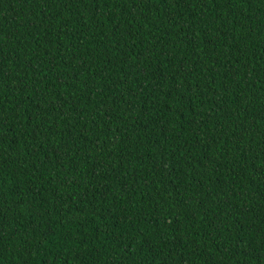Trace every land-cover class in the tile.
Wrapping results in <instances>:
<instances>
[{
	"label": "trees",
	"instance_id": "obj_1",
	"mask_svg": "<svg viewBox=\"0 0 264 264\" xmlns=\"http://www.w3.org/2000/svg\"><path fill=\"white\" fill-rule=\"evenodd\" d=\"M0 264H264V0H0Z\"/></svg>",
	"mask_w": 264,
	"mask_h": 264
}]
</instances>
